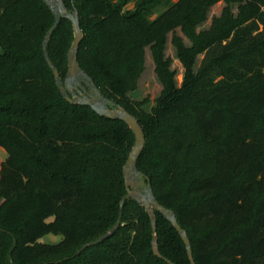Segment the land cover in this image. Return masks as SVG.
Returning <instances> with one entry per match:
<instances>
[{
	"label": "trees",
	"instance_id": "1",
	"mask_svg": "<svg viewBox=\"0 0 264 264\" xmlns=\"http://www.w3.org/2000/svg\"><path fill=\"white\" fill-rule=\"evenodd\" d=\"M63 1L79 14L81 68L138 119V169L187 231L196 264H264V0ZM221 1V16L198 32ZM54 24L43 0H0V264H169L154 254L150 217L133 199L113 235L76 255L119 219L135 135L64 98L43 46ZM177 28L192 42L173 39L181 85L165 55ZM73 40L64 18L47 46L63 80ZM147 48L163 86L150 111L148 98L128 97ZM156 218L161 254L191 264L178 231ZM49 233L61 239L43 242Z\"/></svg>",
	"mask_w": 264,
	"mask_h": 264
},
{
	"label": "water",
	"instance_id": "2",
	"mask_svg": "<svg viewBox=\"0 0 264 264\" xmlns=\"http://www.w3.org/2000/svg\"><path fill=\"white\" fill-rule=\"evenodd\" d=\"M47 6L52 10L55 16V24L47 33L44 40V53L46 60L51 67L56 83L63 94L64 98L72 104L87 105L91 107L97 114L114 120H122L126 122L132 129L135 135V144L131 150L126 164L124 166V177L127 188V193L120 200V214L118 221L97 241L84 245L77 251L76 255L80 254L84 249L103 242L105 239L113 235L119 228L124 212L126 201L133 199L137 201L148 213L151 225L153 241L152 247L154 254L158 257L164 258L169 264H174L170 259L165 258L159 249L158 235H157V218L156 211L161 213L167 220L171 222L173 227L178 231L182 240L185 243L187 255L191 264H196L192 244L187 231L180 225L175 212L162 205L156 198L148 177L138 169V160L145 148L146 137L142 126L138 119L130 113L126 108L120 105H115L112 100L105 97L100 89L95 85L93 79L81 68L78 62V51L80 43L83 39V31L80 25L79 14L77 10H70L67 8L63 0H43ZM69 19L73 24L74 40L68 52V69L65 79L60 76L58 69L53 65L49 57L47 46L51 35L56 29L57 25L62 19ZM5 50L0 44V55H4ZM78 80L85 81L88 92L84 93L79 89H75L73 83Z\"/></svg>",
	"mask_w": 264,
	"mask_h": 264
},
{
	"label": "rangeland",
	"instance_id": "3",
	"mask_svg": "<svg viewBox=\"0 0 264 264\" xmlns=\"http://www.w3.org/2000/svg\"><path fill=\"white\" fill-rule=\"evenodd\" d=\"M132 2L129 6H133ZM226 3L221 1L214 5L213 7L210 8L208 12V17L207 20L200 24L197 27V31H204L210 29L213 21L215 18H218L221 16L223 9L226 7ZM238 3L234 2L231 5L232 13L236 16L238 13ZM163 7L158 8V12L162 11ZM177 36L179 37L185 46L189 47L192 45L191 40L186 36V34L181 30V28H177L174 32H170L167 35V41H166V49H165V55L166 57L171 59V70L175 71L176 73V82L177 85H181L184 79V67L181 63V61L178 58L177 54V48L176 45L173 42L174 37ZM145 70L143 74L141 75L139 81H138V86L137 89L133 92L128 93V97L132 101H141L146 98L149 99V103L145 105V109L150 111L151 108L156 104V99L160 96L161 91H162V83L160 79L158 78V75L155 70V62L151 53L150 48L146 49V58H145ZM203 59V55H199L198 59L196 61V68L199 66L201 60ZM7 156L6 151L0 147V169H1V164L5 160ZM61 239L60 236L54 235L52 233H49L41 238L43 242H50V243H56Z\"/></svg>",
	"mask_w": 264,
	"mask_h": 264
},
{
	"label": "flooded vegetation",
	"instance_id": "4",
	"mask_svg": "<svg viewBox=\"0 0 264 264\" xmlns=\"http://www.w3.org/2000/svg\"><path fill=\"white\" fill-rule=\"evenodd\" d=\"M73 86L75 89L77 88L84 93L88 92V87H87L85 81H83V80L76 81L75 83H73Z\"/></svg>",
	"mask_w": 264,
	"mask_h": 264
}]
</instances>
